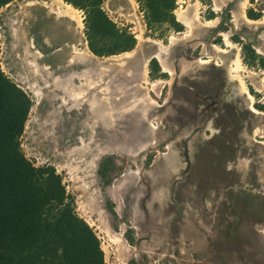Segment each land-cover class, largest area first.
I'll return each instance as SVG.
<instances>
[{"label": "rangeland", "instance_id": "obj_1", "mask_svg": "<svg viewBox=\"0 0 264 264\" xmlns=\"http://www.w3.org/2000/svg\"><path fill=\"white\" fill-rule=\"evenodd\" d=\"M103 7L132 50L95 54L65 0L0 8L1 68L33 101L21 151L61 176L107 264H264V0H177L179 31L148 29L139 0Z\"/></svg>", "mask_w": 264, "mask_h": 264}, {"label": "trees", "instance_id": "obj_2", "mask_svg": "<svg viewBox=\"0 0 264 264\" xmlns=\"http://www.w3.org/2000/svg\"><path fill=\"white\" fill-rule=\"evenodd\" d=\"M12 0H0V8ZM85 13L86 37L97 55L129 51L136 37L119 28L103 0H65ZM177 0H139L148 29L182 24ZM249 17L255 18L253 11ZM258 16V15H257ZM152 67H159L155 58ZM33 101L0 65V264H107L93 228L75 211L53 166L36 167L20 149Z\"/></svg>", "mask_w": 264, "mask_h": 264}, {"label": "bare ground", "instance_id": "obj_3", "mask_svg": "<svg viewBox=\"0 0 264 264\" xmlns=\"http://www.w3.org/2000/svg\"><path fill=\"white\" fill-rule=\"evenodd\" d=\"M220 5V4H219ZM221 7V6H220ZM219 8V7H218ZM69 10H72V9H70V8H68L67 10H65L64 12H62L60 15L61 16H70V17H73V15L71 14V11H69ZM241 11V6L239 7V9H237V11ZM242 14H243V17L245 16L246 17V19H248V20H250L243 12H241ZM177 15H178V19L183 23V24H185L186 26H189V27H191V28H193V26L195 25V21L194 20H192L190 17H187L186 15H183V14H181V13H177ZM197 15V14H196ZM239 16H241V15H239ZM239 19V18H238ZM228 35V34H227ZM174 39H176V38H174V37H172L171 38V41H173ZM173 43V42H172ZM174 43H175V41H174ZM228 43V42H227ZM146 45V44H145ZM32 46V45H31ZM161 47V46H160ZM214 47H215V45H214ZM216 48V47H215ZM163 49L164 48H157L156 47V45L155 44H153V45H149V48H148V53L149 54H151L152 52H154V55H152L151 57H154V58H156L159 62H160V64L162 65V67H163V69H164V71H166L167 73H170L171 75L174 73V70H173V68H171V66H168L167 64L168 63H166L165 62V60H164V58H166L165 56H163L164 54H162L163 53ZM218 49V48H217ZM156 50V51H155ZM261 52V51H260ZM262 52H263V50H262ZM165 53V52H164ZM221 56V59H222V61H225L226 60V57H225V55H223V54H220ZM151 57H150V61H151ZM164 57V58H163ZM148 62V61H147ZM237 63V62H236ZM232 67V66H231ZM231 69V68H230ZM231 73V72H230ZM234 75V74H233ZM173 77V76H172ZM246 90V89H245Z\"/></svg>", "mask_w": 264, "mask_h": 264}, {"label": "crops", "instance_id": "obj_4", "mask_svg": "<svg viewBox=\"0 0 264 264\" xmlns=\"http://www.w3.org/2000/svg\"><path fill=\"white\" fill-rule=\"evenodd\" d=\"M245 13H247L246 15H248V12H245ZM255 14H256V12H254ZM258 14H256V17L255 18H251V17H249V18H251L252 20H256L257 21V18H259V16H257ZM249 16V15H248ZM249 23V22H248ZM257 46H259V47H261V48H263L264 49V46H262V45H255V48H256V50H257V52H259L258 51V49H257ZM260 54H262V55H264V53H261V52H259Z\"/></svg>", "mask_w": 264, "mask_h": 264}, {"label": "flooded vegetation", "instance_id": "obj_5", "mask_svg": "<svg viewBox=\"0 0 264 264\" xmlns=\"http://www.w3.org/2000/svg\"><path fill=\"white\" fill-rule=\"evenodd\" d=\"M62 46V45H61ZM61 46H59L58 48H56L57 50H59V49H62V47ZM49 65V69L51 68V65L50 64H48ZM48 72H50L51 73V71L50 70H48ZM46 74H47V72H45Z\"/></svg>", "mask_w": 264, "mask_h": 264}, {"label": "water", "instance_id": "obj_6", "mask_svg": "<svg viewBox=\"0 0 264 264\" xmlns=\"http://www.w3.org/2000/svg\"><path fill=\"white\" fill-rule=\"evenodd\" d=\"M215 30L217 29V28H214ZM214 31V30H213ZM154 57H151V60L153 59ZM160 63V62H159Z\"/></svg>", "mask_w": 264, "mask_h": 264}]
</instances>
